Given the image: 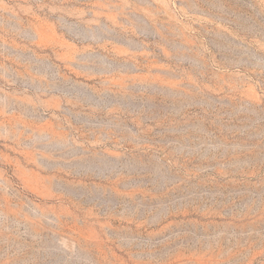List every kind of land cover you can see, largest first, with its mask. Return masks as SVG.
Returning a JSON list of instances; mask_svg holds the SVG:
<instances>
[{
  "label": "rangeland",
  "instance_id": "1",
  "mask_svg": "<svg viewBox=\"0 0 264 264\" xmlns=\"http://www.w3.org/2000/svg\"><path fill=\"white\" fill-rule=\"evenodd\" d=\"M0 264H264V0H0Z\"/></svg>",
  "mask_w": 264,
  "mask_h": 264
}]
</instances>
